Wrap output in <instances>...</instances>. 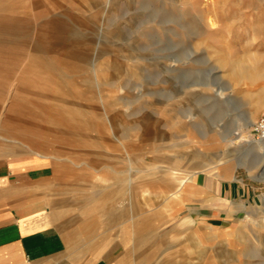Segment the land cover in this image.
<instances>
[{"label": "rangeland", "instance_id": "obj_1", "mask_svg": "<svg viewBox=\"0 0 264 264\" xmlns=\"http://www.w3.org/2000/svg\"><path fill=\"white\" fill-rule=\"evenodd\" d=\"M0 4H29L17 15L21 31L10 36L16 42L13 75L0 76V134L11 136L0 137V165L26 163L11 170V197L59 213L51 227L65 239L69 256L131 264H264V153L249 152L238 140L250 141L252 125L264 114V0ZM48 19L63 25L49 53L75 48L68 63L38 57V30ZM10 95L26 97L43 113L58 100L60 114H53H73L75 123L57 127L30 112L14 113L6 103ZM36 151L59 157L57 170L33 163ZM226 156L217 177L196 176L203 195L166 201L170 188L162 180L168 172L191 173L204 160ZM121 181L110 201L115 208L99 214L100 226L76 230L88 193L113 190ZM131 217L150 227L131 226ZM187 217L193 226L180 225ZM146 228L148 237L137 243Z\"/></svg>", "mask_w": 264, "mask_h": 264}, {"label": "crops", "instance_id": "obj_2", "mask_svg": "<svg viewBox=\"0 0 264 264\" xmlns=\"http://www.w3.org/2000/svg\"><path fill=\"white\" fill-rule=\"evenodd\" d=\"M29 4H0V76L2 77H10L13 75V70L16 65L15 58V40H12L10 36L13 33H19L20 26L23 24V21L17 17L20 14L21 10L28 9ZM60 25L61 30L57 28ZM63 25L53 19H48L44 21L38 30L39 36L37 40V48H38V57L40 56H55L62 57L64 62L68 58L73 56L74 52L71 50L75 48L65 47L64 49H56L54 50L56 55H51L49 52L56 48V41L59 39L60 34H62ZM68 63V62H67ZM28 72V64L26 65L25 70L22 72V75L19 77L21 80H25L27 78ZM17 106L21 104V107H15V103ZM56 105V108L50 110L47 113H43V111H38V109L33 108L32 105L27 101L26 97L11 95L6 99V103H10L11 108L14 113H31L34 115H38L41 118L45 119V121L53 126H61L63 125L61 121H71L72 124L75 123V117L73 114L67 113L66 116L53 114L59 113L58 100L53 101ZM52 102V103H53ZM5 105L2 106L1 115H5ZM45 114V115H43ZM73 127V125H70ZM74 134V132H69ZM1 138H4L5 141L9 140L11 136L9 134L2 135ZM225 138V136H223ZM241 137V145H245V143H249L250 141H246L245 138ZM222 138V139H224ZM12 140V139H10ZM240 140V139H238ZM19 144L21 142H18ZM0 151L5 153L4 148H0ZM37 158L33 160V163L39 165H50L53 167V170H57V166L54 161H60V158L57 156H48L46 154H42L39 152H35ZM229 156L223 157L218 161L208 163L207 161H203L200 166L191 173L172 176L170 172L166 174V179L164 178L163 183L166 182V185L170 188L168 191V195L166 196V201H169L172 204L182 203L188 199L200 197L204 194L202 189L195 184L196 176L199 173H207L214 174V176H218L216 170L222 167L227 163V159ZM120 159L126 160L125 156ZM71 165H74V160H66ZM229 162V161H228ZM26 164V163H25ZM24 163L16 164L14 168L10 167V163H6V165H0V264H131V263H121L119 259H111L107 260L98 258L96 256H87L85 258L72 257L68 255L66 242L63 236L57 231L53 230L51 227L55 218L59 216V213L49 212L44 213L42 211V204L34 203L35 205H31V203L27 204L26 201L14 200L11 197V179L10 173L11 170L19 171L24 168ZM23 167V168H22ZM169 175V176H168ZM27 180L26 178L22 181ZM125 181L118 182L116 188L113 190H109L106 188L102 189L97 195L93 193H88L87 204L83 205L81 210V218L76 221V230H79L83 227L92 228L100 226V222L102 214H107L112 212L115 208L113 204L110 203L111 198H114L118 192L121 191L122 186ZM82 193V192H81ZM102 213L101 215H99ZM82 217H86L83 219ZM131 221V226H136L137 224H141L137 221L133 222V217L129 218ZM123 221H119L118 224H122ZM144 221L142 224L145 227H150V225L146 224ZM195 221L187 217L181 222V226H193ZM110 225V224H109ZM59 227L62 230L66 231L67 227L63 223L59 224ZM207 229H211V227H206ZM148 229L141 230L140 233L134 238L137 243H140L144 238L148 237ZM72 235V236H71ZM73 233H70L73 241ZM195 237V234L192 235ZM126 242L130 240V238L125 237ZM71 241V245L74 247L75 242ZM199 245H201L198 242ZM137 246H134L133 250L129 252L127 259H132V254L135 253ZM152 254L143 255V260L147 262Z\"/></svg>", "mask_w": 264, "mask_h": 264}, {"label": "built area", "instance_id": "obj_3", "mask_svg": "<svg viewBox=\"0 0 264 264\" xmlns=\"http://www.w3.org/2000/svg\"><path fill=\"white\" fill-rule=\"evenodd\" d=\"M250 142L264 146V114L252 125Z\"/></svg>", "mask_w": 264, "mask_h": 264}, {"label": "bare ground", "instance_id": "obj_4", "mask_svg": "<svg viewBox=\"0 0 264 264\" xmlns=\"http://www.w3.org/2000/svg\"><path fill=\"white\" fill-rule=\"evenodd\" d=\"M249 125H244V126L248 127ZM238 129H240V126L238 127ZM239 139L241 140V137ZM244 146H246L245 149L249 152H254L255 154H259V151H262L264 153V146L259 143L249 142V143H245Z\"/></svg>", "mask_w": 264, "mask_h": 264}]
</instances>
